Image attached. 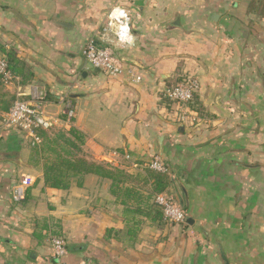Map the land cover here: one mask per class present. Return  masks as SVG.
Returning <instances> with one entry per match:
<instances>
[{
  "label": "crops",
  "instance_id": "0c3cea01",
  "mask_svg": "<svg viewBox=\"0 0 264 264\" xmlns=\"http://www.w3.org/2000/svg\"><path fill=\"white\" fill-rule=\"evenodd\" d=\"M114 8L130 16L125 47L105 30ZM90 40L114 48L141 80L92 67L82 55ZM10 49L33 75L1 92L46 94L49 133L75 127L88 160L127 178L89 173L81 185L47 186L43 159L2 131L0 264H53L58 235L70 264H264V0H0V53ZM185 75L200 88L176 122L162 90ZM156 154L186 223L146 215Z\"/></svg>",
  "mask_w": 264,
  "mask_h": 264
},
{
  "label": "built area",
  "instance_id": "2783aa9c",
  "mask_svg": "<svg viewBox=\"0 0 264 264\" xmlns=\"http://www.w3.org/2000/svg\"><path fill=\"white\" fill-rule=\"evenodd\" d=\"M105 30L113 32L119 47L129 45L132 42V33L130 16L126 9H112L107 15ZM82 55L92 67L103 71L111 78L128 74L136 81L141 80V76L136 74L134 68L125 67L121 57L110 46L98 45L95 41L90 40L85 44ZM0 78L5 86H13L20 80V77L11 70L9 59L5 53H0ZM199 88V79L192 75H185L177 83L163 88V97L170 105H174L172 110L176 122H182L185 119L189 105L194 100ZM46 100V94L31 98L17 97L9 110L0 115V134L5 130H13L29 147L39 146L43 141L41 131L49 132L55 124L53 117L46 111ZM63 102L67 119L71 120L75 115L73 100L70 97H65ZM147 167L157 173L168 174L170 172L169 165L159 154L153 156ZM13 192L15 200L24 199L26 192L24 183L15 184ZM153 201L162 209L166 222L176 224L187 222L185 210L166 193H155ZM50 247L53 264H70L64 260L66 254L64 238L59 235L52 236Z\"/></svg>",
  "mask_w": 264,
  "mask_h": 264
},
{
  "label": "trees",
  "instance_id": "16d2710c",
  "mask_svg": "<svg viewBox=\"0 0 264 264\" xmlns=\"http://www.w3.org/2000/svg\"><path fill=\"white\" fill-rule=\"evenodd\" d=\"M9 59V65L13 73L22 76L23 81L31 79L33 73L27 70L23 62L17 56L16 51L10 49L5 51ZM0 83L4 85L0 78ZM17 97L8 92H1L0 89V111L6 112ZM43 141L33 149L36 155L44 162L45 184L50 187L67 189L72 184V179L76 178L79 185L82 184L84 175L93 173L101 178H110L115 182L123 181L127 175L109 164L98 163L88 160L82 150L84 135L75 127L69 131L59 130L56 132L41 131ZM3 136H0V139ZM146 183L152 184L153 193L164 192L169 184V176L164 173H157L150 169L146 170ZM146 215L155 220H164L162 209L154 204L152 212Z\"/></svg>",
  "mask_w": 264,
  "mask_h": 264
},
{
  "label": "rangeland",
  "instance_id": "374dc122",
  "mask_svg": "<svg viewBox=\"0 0 264 264\" xmlns=\"http://www.w3.org/2000/svg\"><path fill=\"white\" fill-rule=\"evenodd\" d=\"M1 88H3V85H2V84H0V89H1ZM1 90H2V89H1ZM164 221H165V220H164Z\"/></svg>",
  "mask_w": 264,
  "mask_h": 264
},
{
  "label": "water",
  "instance_id": "95a60500",
  "mask_svg": "<svg viewBox=\"0 0 264 264\" xmlns=\"http://www.w3.org/2000/svg\"><path fill=\"white\" fill-rule=\"evenodd\" d=\"M214 15H216V14H214Z\"/></svg>",
  "mask_w": 264,
  "mask_h": 264
}]
</instances>
